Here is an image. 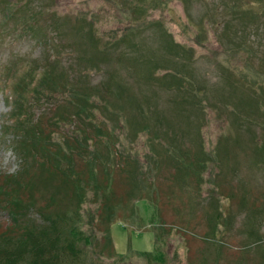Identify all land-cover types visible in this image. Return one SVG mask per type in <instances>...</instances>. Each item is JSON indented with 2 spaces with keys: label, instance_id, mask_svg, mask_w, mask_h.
<instances>
[{
  "label": "rangeland",
  "instance_id": "obj_1",
  "mask_svg": "<svg viewBox=\"0 0 264 264\" xmlns=\"http://www.w3.org/2000/svg\"><path fill=\"white\" fill-rule=\"evenodd\" d=\"M154 24L156 28L151 27ZM89 25L100 36V43L113 44V50L108 47L113 59L153 57L158 71L149 74L141 68L150 78L132 73L136 79L143 77L135 80L115 64L102 66L98 57H85L82 41L93 42L86 32ZM256 50H264V0H0V180L21 167L14 152L16 138L9 129L11 92L18 80L11 72L47 67L48 60L54 58L62 67L59 65L55 74L62 75L65 85L98 96L93 119L83 124L82 116L75 113L79 100L64 92L37 100L28 90V100L24 98L23 103L30 107L33 120L39 116L52 123L59 108L66 111L65 122H59L60 134L54 132L50 140L59 145L61 136H71L73 125L80 130L84 127L91 136L89 123L95 120L98 125L104 120V129H114L115 151L121 152L114 157L113 166L126 168L125 173L115 170L113 175L115 211L108 230V250L98 247L106 243V228L100 221L103 212L93 202L95 196L87 195L90 217L84 213L82 229L90 236V246L85 247L84 264H159L138 255L153 251L158 230L163 238L159 243L164 264H264V108H258L259 99L251 96L243 76L257 78L254 83L259 87L264 71L258 74V61L247 70L250 53ZM161 63L166 70L160 69L164 67ZM117 68V79L139 102L158 94L152 83L165 90L160 80L176 76L177 80L171 81L179 90L184 88L185 96L192 98L187 105L191 103L197 110L188 112L189 126L177 106L168 104L170 93H159V111L163 113L159 123L168 133L165 147L154 141L152 149L149 136L136 134L138 118L129 103L121 100L120 90L106 93L102 87L106 72ZM113 109L129 120L134 118V128L116 129L115 123L108 121L115 116ZM95 141L90 140L83 159H75V168L84 180L89 177L88 153L96 149L97 154H106L102 142ZM178 160L186 166L179 168ZM202 161L208 169L200 171L203 181L198 185L197 176L190 171L197 170ZM138 168L151 170V179L146 181L143 173L138 179ZM43 176L49 185L40 192L47 197L60 185V175ZM138 183L146 186L150 197L138 194ZM130 194L139 199L127 202ZM43 198L40 193L36 196L37 207L44 204ZM3 217L0 214V224Z\"/></svg>",
  "mask_w": 264,
  "mask_h": 264
},
{
  "label": "trees",
  "instance_id": "obj_2",
  "mask_svg": "<svg viewBox=\"0 0 264 264\" xmlns=\"http://www.w3.org/2000/svg\"><path fill=\"white\" fill-rule=\"evenodd\" d=\"M136 5L138 6L137 3ZM138 27L140 29V25ZM151 27L156 28V25L154 24ZM132 31L133 29L124 33L120 41L123 42L124 38L129 36ZM86 32L90 35L91 42H93L90 45V42H87L88 39L85 38L84 42L82 41L81 43V50L84 45V55L87 54L88 57H98L102 66L106 64H115L135 80H142L143 77L149 79V74H153V71H158L156 68L157 60L153 57L139 55V58L134 57L132 61L124 60L122 56L120 58L118 57L116 60L113 59L111 53L108 52L109 48L113 50V44L107 43L106 45L100 43L98 38L100 36L90 25L88 29H86ZM168 47L169 45L166 46L167 49ZM259 47L262 48L261 46ZM250 54L251 58L247 70L253 68L252 62L256 60L260 66L258 74L263 75L261 72L264 71V50L262 52L256 50V52ZM85 57L87 56L85 55ZM51 60V62L48 60L47 67L40 66V68H35V66H33L32 69L21 72L22 74H17L16 71L11 72V75L16 76L18 80L17 82L15 81L14 88L11 92L13 102L11 103L12 113L9 119L12 123L9 129H12V135L16 138L14 152L16 153L21 167H19L17 172L5 175L0 180V214L4 215V223L0 224V229H4L0 232V264H84L86 258L85 247L90 244V236L82 229V225L84 226L85 223L84 213L86 212V216L90 217V212L87 210V204L89 203L87 195L89 193L95 196L93 202L99 204V208L103 212L100 221L106 228V246L105 244H100L98 247L100 251L108 250L110 247V245H108L110 243L108 230L109 226L114 222L113 212L115 211L114 200L112 198V194L114 195V193H112V182H114L113 175L115 174V170L126 172V168L121 170L113 166L114 157L117 156L118 153H121L115 151L116 144L112 137V132L114 131L113 127L108 131L104 129L107 127V122L102 120L100 124L96 125L94 123L95 120H93L88 125L90 128L88 132L92 134L91 137L85 133L86 131L83 130L84 127L80 130V126L74 127L73 125L71 136H61V139H63L62 145L52 144L50 141L51 137L54 135V132L57 133L59 131V122H62V124L65 122L64 118L67 116V112L59 108L57 117L52 123H50V121H48V123L44 122L39 116L34 121L33 117L30 115V107L23 103L24 98L28 100L26 96L28 90L32 97L37 100L52 98L55 94L64 92L67 96L79 100L75 104V113L78 118L80 115L82 116V119H84L83 124H85L88 119H93L92 111L95 110V99H97L98 96L90 95L85 90L78 92L77 89L71 87V84L69 86L65 85L66 80L61 79L62 75L57 76L55 74V70L58 69V66L60 65L61 67L60 62L56 65L57 60L54 58ZM59 61L61 60L59 59ZM163 66L164 67L161 66L162 68H159L166 70V66ZM118 68L106 72L108 78L104 77L105 80L101 81L103 89L106 93H115L120 90L122 94L121 100L129 103L128 108H130L134 116L138 118L139 123L134 129L135 132H137L136 134H146L149 136V144L152 149L154 141L162 143L165 147L163 143L165 142V135L168 132L163 130L159 123L161 115L163 114L159 111V93H170L167 96V98H169L168 104L177 106V112L180 114V117L186 119L184 122L187 126L190 124L188 121V112L196 110L194 107L190 106L191 103L187 105L188 101L192 98L185 96L182 91L184 88L179 90L175 87L174 82L171 81V79L175 80V78L177 80V77L174 76L175 78H163L160 80V83L166 86L165 90L167 93L160 84L152 83L153 88H155V91H158V94L139 102L134 98L128 87L117 79ZM141 68L147 69L149 74L145 72L143 75ZM62 73L64 74L63 71ZM132 73L143 77L136 79L132 77ZM36 76L38 77L37 80ZM243 76L247 80V82H244L245 87L254 94H251V96L259 99L258 108H264V87L262 85L264 83V76H261L259 87H256L257 83H254V80L257 78H247L246 74H243ZM181 83L182 82H180V85ZM239 85H241V83H239ZM253 89L255 90L253 91ZM187 91L190 93V89ZM103 107L105 108V114H107L105 103ZM113 110L115 116L113 120L108 121L114 122L116 129L121 131L124 128L127 129V131L130 130L128 127H132L134 118L129 120V117L122 114L119 109ZM107 112L112 114L110 111ZM261 113L264 117V113ZM45 124H47V127H54L55 130L52 131L49 130L50 128H44L43 125ZM198 128L200 129V127ZM200 136H202L201 132ZM94 139L102 142V146L106 149V154L99 155L96 149H92L88 153L89 156L85 160L89 177L84 180L75 168V159L79 158L80 160L84 158V151L88 143L90 140L96 142ZM201 142H203V140H201ZM170 147L172 146L169 145V148ZM259 152L262 153V151ZM257 155L260 154L257 152ZM206 156L209 159V163H211L213 160L210 158V155L207 153ZM263 157L264 155H262V158ZM125 162H129L127 158ZM149 163L150 167H154L153 162ZM176 165L179 168L180 165L183 168L186 166L181 160L176 161ZM96 167L100 168L99 172H93V169ZM189 167L191 168V166ZM196 168L197 170H192L190 172H193V174L197 176L195 179L198 185H201L203 178L200 171L205 168V170H207L208 167L205 161H202ZM138 169L140 175H138V179L142 177V173L146 177V181L151 179V174L148 175V172L151 170L144 172L142 169ZM43 175H51V177H58V175H60V177H58L60 185L55 186L47 197L44 192H40L41 187L46 188L49 185L48 180L45 179ZM184 178L186 179L185 176ZM1 181L3 182L1 183ZM138 185L139 186L135 187L140 190L138 194L144 192L143 195L150 197L146 186H142L140 183H138ZM39 193L44 196V204L37 207L36 196ZM137 197L138 196H135V194H130L127 202L131 203L133 200L139 199ZM91 222L90 220L88 223L90 224ZM163 232L164 231H162V233ZM160 239L163 238L158 230L157 234H155L153 251L139 252L138 255L148 262L155 263L157 261L159 264H164L165 259L162 252L163 245L159 243ZM102 245L103 247H101Z\"/></svg>",
  "mask_w": 264,
  "mask_h": 264
}]
</instances>
